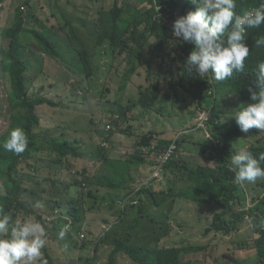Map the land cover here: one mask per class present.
<instances>
[{
	"label": "trees",
	"instance_id": "16d2710c",
	"mask_svg": "<svg viewBox=\"0 0 264 264\" xmlns=\"http://www.w3.org/2000/svg\"><path fill=\"white\" fill-rule=\"evenodd\" d=\"M41 1L37 0V3L40 5ZM44 1L43 6L51 9L50 15L57 17L61 25L48 24L50 19L45 22L34 11L32 0H0V76L6 77L4 82L0 79V114L3 113L9 121L7 131L0 137V145L14 128H22L28 139V146L21 154L6 151L0 146V178L3 185L0 187V208L9 212L14 219L34 218L46 228L47 243L42 250V259L56 264V253L50 246L55 243L64 245L66 242L65 238H59L58 233L66 231L70 225L75 229L86 209L95 210L96 205L106 203V227L111 225L112 229L103 227L99 234L98 230H91L90 237L80 242L74 239L73 246L78 249L72 255L74 262L83 261L81 251L91 248L93 236L94 250H105L108 260H113L123 252H130L132 259L140 264H180L179 252L182 248L164 247L160 244L169 234L168 230L164 226L159 229L150 227V223H157L161 215L167 221L173 216L177 193L173 190L174 182L168 180V184L164 185L163 181H157L134 192L138 181L148 173L146 159L153 154L150 148L153 133L138 135L134 141V150L122 151L118 155H114L112 149L101 143L96 144L94 140L99 137L101 140L111 138L116 132L133 135L136 123L126 113L129 107L140 105L150 111L158 102L163 104L165 100L164 109H168L169 104L173 108L180 107L182 105L178 101V92L183 90L188 93L192 102L197 103L199 110L211 108L208 124L211 134L219 142L218 148L214 149L215 155L211 154L217 159L216 166L212 169L198 167L199 173L207 175L206 198L215 196V201L210 205L213 211L209 214L212 226L217 232L238 233L243 224L247 223L250 225L248 235L253 237L240 243L239 247L245 249L253 242L259 251V255H253L249 261L232 263L229 258H224V264H264V227L259 226L264 214L262 211L256 212V209L262 210L263 202L258 201L261 196L254 197V208L251 210L245 193V190H250L245 188L251 186L248 184L241 188L235 185L234 173L227 167L228 157L240 149L259 158L264 153V132L253 128L248 134H244L232 117L227 121L221 120L223 105L229 99L238 101L239 107L251 102L248 86H254L256 65L264 60V47H256L255 40L264 36V25L248 30L246 43L250 52L245 61V70L234 72L225 81H215L214 93H210L209 88L203 93V89L208 87L206 78H212L211 72L205 79L197 76L195 71L187 73L184 64L194 45L172 35L174 20L194 10L189 0H147L148 7L141 4L134 6L129 0H105L106 4L99 8L96 4L101 0H93L86 4L85 9H80L77 1L65 0L68 5L74 4L75 14L73 9L61 5L62 0ZM261 2L264 0H236L235 11L242 15L248 9L259 7ZM23 5L28 7L27 13L22 10ZM89 7H93L94 11L97 8L95 18L78 21L81 27H74L73 20L80 15L79 11ZM31 22L35 23L32 27L28 26ZM83 31L88 34L95 32L96 43L82 39L80 33ZM61 32H67L69 38H63ZM36 50L55 58L67 73L65 77L55 79V84H50L61 91V95L57 94V99L46 94L51 89H46L44 85L38 89L33 88V78L29 76V55L36 53ZM109 53L125 56L128 69L121 79L123 88L135 74H140L141 68L145 69L148 84H140L137 100H130L126 107L120 105L121 110H113L116 119L111 130H94L89 143L93 142L97 147L91 145V151H88L84 147L87 142L85 137L69 135L68 125L63 118L57 117L52 125L43 126L45 115L41 114L40 108L53 107L64 117L67 116L69 98L62 91V84L73 85V92L83 90L85 93L87 87H93L106 72L105 65L100 62L103 57L107 59ZM158 58L162 61L159 62ZM73 65L79 66L86 78L85 84L72 78ZM162 82L170 88L169 93H164ZM3 83H8L3 87L5 94L1 92ZM2 100L5 101L3 105ZM176 122L182 126L185 124ZM203 141L211 142V139L204 137ZM235 141H238L239 147H234ZM170 142L171 139L159 138L161 147L168 146ZM180 145L181 141L178 142V148ZM78 159L81 160V165ZM22 162L35 173L20 171ZM89 164L91 165L87 168ZM261 166L264 167V161H261ZM43 168L46 171L44 178L41 177ZM162 174L168 177L166 169H163ZM32 183L37 186H28ZM25 186L31 189H26ZM208 186L212 189H208ZM256 186L264 188V181L254 183V187ZM213 189H219L218 195ZM27 192L35 198L34 202L36 199L48 201L51 209L46 214L34 210L27 201ZM126 198H129V202L122 209L120 201ZM151 208L154 209V214ZM51 213L56 217L51 216ZM202 223L203 215H199L192 225L199 228ZM49 224L53 225L56 233L50 229ZM81 229L82 227H77L75 231L79 234ZM84 229L89 230L90 225ZM210 229L211 227L205 226L202 233L206 235ZM134 232L159 235L155 245L142 248L134 241ZM101 233L103 237H100ZM97 234L100 238L96 243ZM108 260L105 264H111ZM202 264L222 263L218 259H210Z\"/></svg>",
	"mask_w": 264,
	"mask_h": 264
},
{
	"label": "rangeland",
	"instance_id": "374dc122",
	"mask_svg": "<svg viewBox=\"0 0 264 264\" xmlns=\"http://www.w3.org/2000/svg\"><path fill=\"white\" fill-rule=\"evenodd\" d=\"M73 2L78 3L80 9H85L86 4L91 2L92 0H72ZM147 0H129L130 4L142 5L144 7H148L149 3H146ZM47 3V2H46ZM39 4V3H38ZM45 1L42 0L40 5L35 4V12L37 15H40L41 18L46 22L48 19L50 21L48 24L57 23V25H61L59 19L57 17L51 16L50 12L51 9L43 6ZM106 4L105 0H101L96 5L98 8L102 5ZM64 8H70L71 10L74 8V4L68 5L65 0H62L61 4ZM96 8V7H95ZM97 10V8H96ZM95 11L89 12V15H86L85 12L79 11L80 15L77 17L76 20H73V25L76 28H80L78 21H82L84 19L91 20L94 19ZM25 13L28 12L23 10ZM75 14V11H73ZM49 14V15H46ZM97 17V16H96ZM35 23L31 22L28 26L32 27ZM84 32V33H83ZM80 33L82 39L86 40V37L89 36L88 32L83 31ZM95 33V32H94ZM63 38L68 39L69 34L67 32H61ZM64 53V51H62ZM97 55V52L95 53ZM106 57H103L100 64H104L105 73L101 75L99 80L94 83L93 87H87V90H78L77 92H73V85L69 86L66 84H62V91L68 96L69 106L67 112L69 113L67 116L64 117L63 114L55 111L53 107L44 106L40 108V112L42 115H45L43 118V126L52 125L55 123L57 117H61L68 125V134L69 135H78L84 136L85 140L87 141L84 145L88 151H91L90 146L92 145L96 148V144L101 143V139L94 140L95 143L90 142V135L94 134V130L97 128H106V125L111 124L112 115L110 110H121L119 108L120 105L126 107L130 100H137L139 96V86L140 84H148V81L145 80V69H140V74H135L132 79L129 81L125 88L121 85V79L124 77L128 66L125 62V56H120L117 53L112 54L109 53ZM30 58V70L29 76L33 78V88L38 89L40 86L44 85L46 89H51L46 91L50 97L57 99L61 95V91L55 87H51L50 84H55V79H60L65 77L67 73L64 72L63 67L60 63L44 54L40 50H36V53H32L29 55ZM161 62V58L157 59ZM40 71V72H39ZM39 73V74H38ZM38 74V75H37ZM72 78L79 82V83H86L85 76L80 72L78 65H73L71 71ZM208 74H206L207 76ZM202 77V79H205ZM0 79L4 82L6 77L4 75L0 76ZM207 79V88L203 89V93L209 88V91H215V80L212 78ZM168 80V77H167ZM8 84V83H7ZM7 84L3 83L1 85V92L5 94V90L3 89L4 86ZM32 87V86H31ZM164 93H169V89L167 84L164 85L162 82L161 85ZM171 94V93H170ZM172 97H175L171 95ZM179 97V98H178ZM178 101L182 105L180 107L173 108L171 104H169L168 109L165 108L163 104L158 102L156 106L152 110H145L140 105L135 107H129L126 110L127 115L129 118H133V121L136 123L134 134L133 135H123L120 133H114L113 138L111 139V143H109L112 152L114 155H118L119 153H123V148L128 149L129 147H134V141L138 135L153 133V137L157 138H166V139H182L183 141L187 138L190 139V143H194L195 141L201 142L198 146V150L203 152L204 155H208L209 162L213 166L214 157L211 155H215L214 149L218 148L219 145L216 144V140L212 139L211 142L204 143V137L206 138V134L212 136L209 127V120L206 121L208 117L210 119L211 115L207 113L200 114L199 107L197 103H194L190 100L188 93L183 92V90H179L178 92ZM4 100L1 101V104H4ZM238 101H230V99L223 105L221 120L227 121L232 117V113L239 107ZM205 110H209L211 113V108H202ZM201 109V110H202ZM191 113H193L191 115ZM204 118H201V117ZM205 120V121H204ZM176 121L184 122L185 124L178 125ZM9 121L5 117L3 113L0 114V137L3 133H5L8 128ZM186 130L187 133H191L190 135L184 136L183 131ZM115 132V131H114ZM186 137V138H184ZM186 139V140H187ZM185 140V141H186ZM190 143H185V147L189 148ZM166 147V146H165ZM164 147V148H165ZM234 147H239L238 141H235ZM187 152V151H185ZM161 153H157L155 155H160ZM154 156V155H153ZM200 163L205 164L206 162L209 163L206 158L200 153ZM97 159V157H95ZM79 165L81 160H77ZM178 164L174 166L173 171L168 174V177L164 176V185L168 184V180L174 182L173 190H176V200L179 197H182V201L176 202L175 209L179 210L182 215V220L178 219L174 214L170 220V224H160L156 222L150 223V227L152 229H159L161 226H164L169 233L164 239L160 242L162 246L168 247H177L182 248L179 252V263L180 264H192L194 261H208L210 259H218L220 263L224 264V258H229L232 263H237L239 261L245 262L249 261L253 255H259L258 247L253 242L245 248L241 249L239 247L240 243H243L248 238L252 239L248 233H250V225L243 224V226L238 230V233L231 232V233H221L217 232V230L212 226V217L211 212L213 211L211 206L208 204H200L196 202H187L184 200L185 197H188L189 194L185 192V187H190V189H194L199 191L203 194L202 198L204 202H210V199H207L203 187L200 186H192V182L195 180L200 179V174H192L188 172V167H186L183 163L182 158L179 156ZM91 164L88 165L87 168L90 167ZM197 165H199L197 163ZM165 167V166H164ZM200 167V166H199ZM20 171L34 174L35 171L28 167L25 162L19 166ZM174 173V175H173ZM46 171L42 170L41 177L44 178ZM173 175V176H172ZM264 179H258L255 183H261ZM248 185V184H247ZM251 187L245 188L250 190H245L246 193V200L247 205H250L249 208L252 210L254 207V197L261 196L258 201L263 202L262 210L256 209V211H262L264 214V188L254 187V184H249ZM2 180L0 178V187H2ZM31 188H34L35 184H28ZM25 186L26 189H31L30 187ZM3 189V188H2ZM41 191V189H39ZM192 191V190H191ZM189 190V193L191 192ZM42 192V191H41ZM43 193V192H42ZM27 201L31 203L34 210H38L40 213L46 214L51 209L50 203L48 201L41 202L38 199L33 201V196L27 192ZM209 198L211 196H208ZM35 199V198H34ZM49 199V198H47ZM175 200V201H176ZM46 203V204H45ZM43 204H45L43 206ZM180 207L182 210H180ZM154 214V209H150ZM90 216L91 213H88ZM51 216L56 217V215ZM203 215V223L199 225V228H195L192 224H195V217ZM227 218V217H226ZM205 226L211 227L208 233L205 235L202 233ZM49 227L52 231L56 229L53 227L52 224H49ZM102 229V224L98 220H94L90 224V229L85 230L82 229V232L86 235L85 238L89 237L91 230H98L100 232ZM162 233V231L160 232ZM75 234L77 239L80 238V234ZM159 234H148V233H136L134 232V241L142 246V248H147L150 246L155 245V240H157V236ZM248 236V237H247ZM84 238V239H85ZM94 239L95 237L91 236V248L85 249L81 251V254L84 255V259L90 258L91 264H105L108 260L106 255V251L103 249H98V251L94 250ZM69 239H66L64 245H59L55 243L51 245L52 251L56 253V264H84V259L82 262H74L72 255L73 253L78 250L76 249L73 244L70 243ZM77 242H80L77 240ZM202 246V248H206V250H200L195 252L196 247ZM193 249V250H192ZM192 250V252H191ZM207 257V259H205ZM133 255L130 252H123V254H119L113 260L109 259L108 263L111 264H140L135 262L133 259ZM46 261V264H51L46 259H42ZM194 260V261H193Z\"/></svg>",
	"mask_w": 264,
	"mask_h": 264
},
{
	"label": "clouds",
	"instance_id": "9594fccd",
	"mask_svg": "<svg viewBox=\"0 0 264 264\" xmlns=\"http://www.w3.org/2000/svg\"><path fill=\"white\" fill-rule=\"evenodd\" d=\"M189 2L194 6V10L189 11L186 15L179 16L172 24V35L174 37L194 45L184 64L186 72L192 73L195 71L200 78L205 77L206 74L211 72L212 79L221 82L232 77L234 72L244 71L246 68L245 61L250 52L249 46L246 43L247 33L249 29H256L264 25V2H261L259 7L248 9L242 15H238L235 11L237 7L236 0H189ZM36 4L39 5L37 2ZM26 7L23 5L21 8L22 10H26ZM33 7L35 11V6ZM74 9L75 6L73 11ZM92 11H94L93 7H89L81 12L89 15V12ZM95 36L96 33H91L86 39L96 43ZM255 46L264 47V36L258 37L255 40ZM248 92L251 102L244 103L243 107H238V110L232 113V119L235 120L239 130L244 134H248L253 128L264 132V60L259 61L256 65L254 86L250 84ZM209 110L202 109L200 110V114L207 113L211 115ZM110 113L112 115L111 124L106 125L105 128L108 131L115 125L116 119V113L113 110H110ZM201 118L204 117L202 116ZM208 120L210 119L207 117L206 121L208 122ZM183 132L184 136L191 134L187 133L186 130ZM112 138H103L101 140L102 146L111 149L109 143H111ZM206 138L215 139L213 135L210 136L208 134H206ZM185 140L183 141V138L171 139L169 145L164 148L159 146V138L153 139L150 147L153 154L146 159L148 173L134 187L135 193L142 187H148L157 181H163V169L164 171L166 169L167 174H170L174 166L178 164L177 160L179 156L182 158L183 164L188 167V172L200 174V179L192 182V186H200L203 187L204 191L207 190L205 189V180L208 181L207 175L199 173L198 167L212 169L216 166L217 159L214 157L213 166L210 162L208 164L192 166L183 157L187 149L185 143H190V139ZM179 141H181V145L178 148ZM218 143L216 140V144ZM0 146L6 151L21 154L28 146V139L22 128H14L9 132L7 139ZM133 150L134 147L123 148V151L132 152ZM198 152L200 153L199 150ZM157 153L161 154L155 155ZM205 156L206 158L209 157L208 155ZM261 161H264V153H261L259 158L243 149L231 154L228 157L227 167L234 173L233 183L243 188L247 184H254L258 179H264V167L261 166ZM184 189H190V187ZM208 189H212L211 186H208ZM197 192L195 188L192 189L193 194ZM128 202L129 198L120 201L122 209L126 207ZM105 204L96 205L95 210L86 209L83 219L76 228L82 227L84 229L94 220L101 222L102 229L106 227L108 209ZM174 210L175 216L178 219L180 217L182 219L181 212L176 209ZM88 213H91L92 216ZM171 218L167 221L166 217L161 215V219L157 223L168 224ZM164 219L166 223H164ZM259 226L264 227V219L259 222ZM106 228L112 229L111 225ZM75 229L72 225L68 226L66 231L62 230L58 233L59 238L72 239L70 240L71 244H73L74 239L76 241L83 240L86 235L82 232V229L79 233L81 235L79 239L75 237L74 233L78 234ZM102 229L100 232H102ZM98 234L96 236V243L100 237H103L102 233L100 237H98ZM46 243L47 231L41 223L34 218L24 220L14 219L9 212L0 208V264H46V261L42 260V250L46 246ZM201 247H196L195 252L203 250ZM194 262L202 264V262L197 260ZM84 264H91V259L86 258Z\"/></svg>",
	"mask_w": 264,
	"mask_h": 264
},
{
	"label": "crops",
	"instance_id": "0c3cea01",
	"mask_svg": "<svg viewBox=\"0 0 264 264\" xmlns=\"http://www.w3.org/2000/svg\"><path fill=\"white\" fill-rule=\"evenodd\" d=\"M36 2H37V0H32L33 6H35ZM200 143L201 142H198V141H195L194 143H190V147L186 149L187 152L183 156L184 160L187 162H190L192 166H196L197 163L201 164L199 161L200 160V156H199L200 153L206 158V156L203 154V152H200V153L198 152V146ZM206 160L209 162L208 158H206ZM205 164H208V163L206 162ZM184 190L186 193L189 194L188 197L184 198V200L187 202H196V203H200V204L211 205L215 201V196H211L210 202L207 203V202H204V200L202 198L203 194L201 192L198 191L197 193L193 194L191 191L192 189H184ZM189 190L191 191L190 193H189ZM213 190L216 192V195H218L219 189H213ZM204 192H205V194H207V191H204ZM182 199H183L182 197H179L176 200V202L178 203V202L182 201ZM180 210H182L181 207H180Z\"/></svg>",
	"mask_w": 264,
	"mask_h": 264
}]
</instances>
